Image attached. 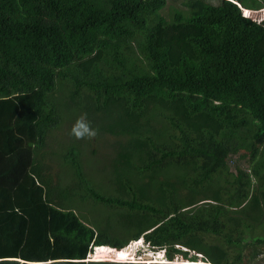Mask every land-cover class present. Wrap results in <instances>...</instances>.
<instances>
[{
	"label": "trees",
	"instance_id": "trees-1",
	"mask_svg": "<svg viewBox=\"0 0 264 264\" xmlns=\"http://www.w3.org/2000/svg\"><path fill=\"white\" fill-rule=\"evenodd\" d=\"M168 3L0 0V264H145L99 260L141 237L171 261L150 264H245L264 243V0ZM64 89L123 139L110 193L79 144L64 154L77 197L107 207L89 224L35 155Z\"/></svg>",
	"mask_w": 264,
	"mask_h": 264
},
{
	"label": "rangeland",
	"instance_id": "rangeland-1",
	"mask_svg": "<svg viewBox=\"0 0 264 264\" xmlns=\"http://www.w3.org/2000/svg\"><path fill=\"white\" fill-rule=\"evenodd\" d=\"M191 0H169L168 5L163 9V14L167 16V18H170V11L171 7H178L180 9L186 10L188 8V2ZM214 3L217 2V0H210ZM264 8V7H263ZM262 8V9H263ZM259 11H250L249 15L255 19H264V10ZM60 101V112L63 116V119L61 120V124L58 127V130H50L47 135L46 144L43 148L37 149L35 151L36 158L40 161L42 171L45 173L47 179H49L52 183V185L55 188H72L73 192L70 193L71 196L68 197L67 203L74 204L72 207L75 209V211L79 214V216L85 220L87 224L92 222L95 218H102L104 219L108 214L104 211L107 209L105 205L100 204L95 205L91 202H84L80 200L77 195H80L77 193V183L78 180L75 176V172L73 169H71L68 164H66L65 156L66 150L72 146V145H80L82 148V155H81V162L83 164L84 171L86 172L88 179L92 180V184L100 189L97 190H103V193H110V189L114 188V185L116 184V178L115 176V165L117 162L118 157V147L117 143L123 141L122 138L118 136H113L110 134H104V132H97L95 137H85L81 139H77L74 135H72V127L74 123L76 122L77 118L80 117L82 114H86L87 118L90 120V124L93 128L97 129L99 126V122H97V119L95 120V117H97V113L95 112L94 108L91 109V104H86L85 109H76V103L74 102L70 96L68 95V90L64 89L59 97ZM89 101L91 99L89 98ZM83 103H85V98H83ZM96 124H95V122ZM93 150H96V153L94 154L92 152ZM50 154V155H49ZM48 159V161H46ZM235 160L231 163L233 170H235V166H239L242 168H250V162L247 158H238L233 157ZM63 163V164H62ZM50 168V171H49ZM112 183V184H111ZM70 185H73V187H70ZM102 186V187H101ZM100 207V208H99ZM116 215L113 214L110 217L114 218ZM108 220V219H107ZM117 220V217H116ZM142 240V239H140ZM138 240V243H134V241L130 242L131 246H128V248H133L135 251L134 256H128V258H125L123 262L128 261H142L146 260L143 255L148 250H153L151 247L144 242V240L140 241ZM123 249H126L124 247ZM122 250V249H120ZM160 251V250H159ZM96 252V248H92V252L89 254V258H96L94 256H91V254H94ZM117 252V251H116ZM150 252V251H148ZM245 254H243V261L245 264H254L252 262H255V264L264 263V243L251 245L249 244L246 248H244ZM257 252V255H253ZM148 254V253H146ZM198 255L197 252H190V255ZM119 253V257H120ZM201 254L198 255L197 261H193L194 264L202 263L203 260L201 258ZM252 259H250V257ZM145 258V259H142ZM98 259V258H96ZM101 260H112L117 261V253H115V257L112 258H102ZM165 258L163 257V252L161 251V256L157 258H151L147 257V261H163ZM252 260V262H251ZM122 261V260H121ZM185 259L179 255L176 256L173 260L174 264H180L184 263ZM187 264H193L192 261H189Z\"/></svg>",
	"mask_w": 264,
	"mask_h": 264
},
{
	"label": "clouds",
	"instance_id": "clouds-1",
	"mask_svg": "<svg viewBox=\"0 0 264 264\" xmlns=\"http://www.w3.org/2000/svg\"><path fill=\"white\" fill-rule=\"evenodd\" d=\"M262 20H264V19L262 18ZM96 134H97L96 129L91 126L90 122L87 120L86 114H82L80 117H78L77 120H76V122L74 123V125L72 127V135H74L77 139H81V138H85V137H89V138L90 137H95ZM140 239L144 240V238L141 237V238H139L137 240H132V241H134V243H138V240H140ZM142 240H140V241H142ZM130 242L125 247L131 246L130 245ZM144 242H145V240H144ZM106 246H108V245H106ZM97 247H99V246H95V248H97ZM112 248L119 249V248H115V247H112ZM148 251H151V250H148ZM152 251L155 252V253H158L159 252V250H154V249ZM161 251L165 254V257H164L165 260L164 261H147V260H142V261H128V262H123V261H118L117 260L115 262H122V263H145V264H150V263H169V262H171L170 260H168V258L166 256L165 250L164 249H161ZM93 259H95V258H93ZM142 259H144V258H142ZM96 260H98V259H96ZM99 260H101V259H99ZM110 261H112V260H110ZM189 261L190 260H185V261H183L184 263H180V264H187ZM172 263H173V261H172ZM192 263L194 264L193 261H192Z\"/></svg>",
	"mask_w": 264,
	"mask_h": 264
},
{
	"label": "bare ground",
	"instance_id": "bare-ground-1",
	"mask_svg": "<svg viewBox=\"0 0 264 264\" xmlns=\"http://www.w3.org/2000/svg\"><path fill=\"white\" fill-rule=\"evenodd\" d=\"M133 248H134V246L131 248V249H129V251L128 250H125V249H123L122 248V250H117V258H118V261H123V260H125V258H128V256H134V253H135V251L133 250ZM119 253H120V257H119ZM148 254H150V256L151 255H154V256H152L153 258H159L160 256H161V250L158 252V253H155V252H153L152 250L150 251V252H147ZM151 257V258H152ZM145 259V258H144ZM147 260V259H146ZM164 261V260H163ZM198 264V263H197Z\"/></svg>",
	"mask_w": 264,
	"mask_h": 264
},
{
	"label": "water",
	"instance_id": "water-1",
	"mask_svg": "<svg viewBox=\"0 0 264 264\" xmlns=\"http://www.w3.org/2000/svg\"><path fill=\"white\" fill-rule=\"evenodd\" d=\"M152 256H154V255H151V256H150V254H144L143 255V257H145L146 259H147V257H152ZM163 257H165V254L164 253H163Z\"/></svg>",
	"mask_w": 264,
	"mask_h": 264
},
{
	"label": "snow or ice",
	"instance_id": "snow-or-ice-1",
	"mask_svg": "<svg viewBox=\"0 0 264 264\" xmlns=\"http://www.w3.org/2000/svg\"><path fill=\"white\" fill-rule=\"evenodd\" d=\"M245 15H247V13H245Z\"/></svg>",
	"mask_w": 264,
	"mask_h": 264
},
{
	"label": "built area",
	"instance_id": "built-area-1",
	"mask_svg": "<svg viewBox=\"0 0 264 264\" xmlns=\"http://www.w3.org/2000/svg\"><path fill=\"white\" fill-rule=\"evenodd\" d=\"M262 19V18H261Z\"/></svg>",
	"mask_w": 264,
	"mask_h": 264
}]
</instances>
